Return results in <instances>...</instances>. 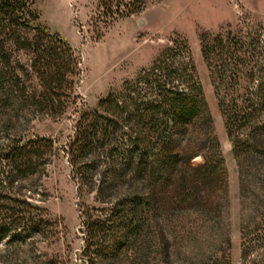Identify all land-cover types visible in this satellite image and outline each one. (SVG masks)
I'll list each match as a JSON object with an SVG mask.
<instances>
[{"label":"trees","instance_id":"obj_1","mask_svg":"<svg viewBox=\"0 0 264 264\" xmlns=\"http://www.w3.org/2000/svg\"><path fill=\"white\" fill-rule=\"evenodd\" d=\"M36 1L0 0V119L5 117V121L9 118L3 110L9 107L58 117L76 103L75 84L82 72L80 56L60 34L40 23L33 9ZM156 1L99 0L96 25L109 28ZM261 52L263 41L250 34L202 36V54L212 70L236 154L244 148L264 150V78L261 76L257 86L245 93L238 87L242 73L249 72L250 80L255 75ZM199 122L212 128L191 51L185 41L179 40H174L134 80L126 82L122 91L110 92L94 110L79 112L75 134L63 149L80 193L95 191L97 200L105 203L99 208L85 202L80 205L83 253L89 260L113 258L122 263L121 257L140 241L143 254L139 261L128 255L130 264H150L158 257L173 264L172 239L161 215L175 203L164 204L155 191L146 194L147 175L152 186L161 183V174L163 181L169 179L177 168L179 153L187 155V165L198 155L206 159L191 169L196 175L205 171L208 182L224 169L216 136L211 137V148L219 156L216 162L207 160L203 147L188 152L178 145L185 130ZM125 126L128 138L120 137ZM58 152L51 137L18 135L0 143V243L23 242L53 229L44 209L32 202L33 193L25 196L20 184L45 170ZM245 159L238 156L241 168ZM101 162L104 169L94 181L93 172ZM181 183L183 188L198 192L199 179L193 182L182 177ZM195 202L203 204L199 198ZM242 239L244 262L264 264V221L262 226L258 223L246 228ZM222 243L221 254L208 256L205 261L204 252L200 255L191 251V264L200 260V264H232L230 239L226 237Z\"/></svg>","mask_w":264,"mask_h":264},{"label":"rangeland","instance_id":"obj_2","mask_svg":"<svg viewBox=\"0 0 264 264\" xmlns=\"http://www.w3.org/2000/svg\"><path fill=\"white\" fill-rule=\"evenodd\" d=\"M98 3L99 0H37L33 4L40 23L75 48L82 72L75 84L76 103L62 116L34 114L30 109L15 107L3 110L9 120L0 119V143L18 135L51 137L59 152L45 170L20 184L25 196L33 193L32 202L44 209V214L53 221V229L47 235H36L23 242H1L0 264H130L128 255L140 260L144 251L140 241L121 257L122 263L113 258L91 261L84 255L80 205L85 202L99 208L105 203L97 200L95 191L80 193L63 148L75 134L81 110H94L110 92L122 91L126 82L150 67L174 40L185 41L191 51L212 117V128L199 122L187 128L177 143L188 152L203 147L207 160L216 162L219 156L211 148V137L216 136L224 169H219L208 182L205 171L196 175L191 169L206 159L198 155L187 165V155L179 153L177 168L169 179L163 181L161 174V183L152 186L147 175L146 194L155 191L164 204L175 203L161 215L172 239L173 264H191L193 252L200 255L204 252L203 261L208 256L215 258L221 254L226 237L230 239L231 263L248 264L242 255L243 232L258 223L262 226L264 221V150L244 148L236 154L212 70L202 54V36L226 32L240 37L250 34L264 44V0H158L143 12L120 19L109 28L96 25ZM259 56L253 78L250 80L247 71L240 75L238 87L242 93L255 88L261 76L264 78V52ZM121 136L128 138V126ZM238 156L241 160L246 158L243 168ZM103 169L101 162L93 172L94 181L99 180ZM182 177L193 182L199 179L198 192L183 188ZM196 197L203 203L201 206L196 204ZM150 264L168 263L158 257Z\"/></svg>","mask_w":264,"mask_h":264}]
</instances>
